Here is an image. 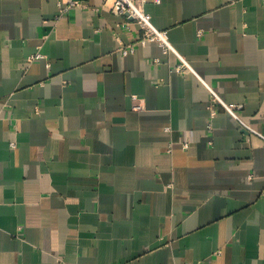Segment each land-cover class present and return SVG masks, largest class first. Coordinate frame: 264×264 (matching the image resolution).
Here are the masks:
<instances>
[{"label":"crops","instance_id":"0c3cea01","mask_svg":"<svg viewBox=\"0 0 264 264\" xmlns=\"http://www.w3.org/2000/svg\"><path fill=\"white\" fill-rule=\"evenodd\" d=\"M80 1L0 0V264H264V0Z\"/></svg>","mask_w":264,"mask_h":264},{"label":"built area","instance_id":"2783aa9c","mask_svg":"<svg viewBox=\"0 0 264 264\" xmlns=\"http://www.w3.org/2000/svg\"><path fill=\"white\" fill-rule=\"evenodd\" d=\"M148 1L149 0H104V4L109 6V8L114 14L131 18L136 23V25L141 30V38L139 40L141 44L153 42L156 43L162 49L163 53L173 54L179 60V64L175 68L176 72H193L187 62L177 53L174 47L170 44L166 31L159 30L152 24L150 15L144 9ZM158 1L159 0H154V2L156 3ZM57 6L58 15L56 19L62 17L70 9L82 7L83 4L80 0H57ZM121 51L124 55H126L128 53L133 52V47L128 46L122 48ZM40 58L41 56L39 54L31 55L27 57V62L30 63ZM154 62L157 63L158 60L155 59ZM204 87L208 90L211 95L209 110L211 111L212 115L215 114L213 106L215 104L220 105L228 114L233 116L241 123L246 134L257 135L264 140L263 135L252 129L249 125H246L245 123L240 121L239 116L237 115V109L240 108L239 106L224 103L212 88H210L206 84H204ZM133 108L140 109L139 106H134ZM183 146L186 148L187 144H183Z\"/></svg>","mask_w":264,"mask_h":264}]
</instances>
